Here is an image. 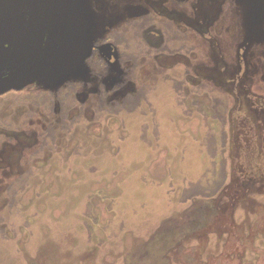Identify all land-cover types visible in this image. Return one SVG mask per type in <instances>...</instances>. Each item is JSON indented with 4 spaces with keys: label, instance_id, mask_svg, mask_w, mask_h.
I'll use <instances>...</instances> for the list:
<instances>
[{
    "label": "rangeland",
    "instance_id": "obj_1",
    "mask_svg": "<svg viewBox=\"0 0 264 264\" xmlns=\"http://www.w3.org/2000/svg\"><path fill=\"white\" fill-rule=\"evenodd\" d=\"M56 16L52 70L0 94V264H264V0Z\"/></svg>",
    "mask_w": 264,
    "mask_h": 264
},
{
    "label": "water",
    "instance_id": "obj_2",
    "mask_svg": "<svg viewBox=\"0 0 264 264\" xmlns=\"http://www.w3.org/2000/svg\"><path fill=\"white\" fill-rule=\"evenodd\" d=\"M10 1L12 0L1 2L0 28L16 37L22 18H19L18 12L12 10ZM62 1L19 0L27 9L28 33L22 46L0 52V94L35 84L52 70L59 51L66 42V36H63L58 24L60 20L56 16V8ZM8 65L14 69L3 75Z\"/></svg>",
    "mask_w": 264,
    "mask_h": 264
},
{
    "label": "flooded vegetation",
    "instance_id": "obj_3",
    "mask_svg": "<svg viewBox=\"0 0 264 264\" xmlns=\"http://www.w3.org/2000/svg\"><path fill=\"white\" fill-rule=\"evenodd\" d=\"M1 2H2V0H0V5H1ZM11 4H12V10H14L15 12H18L19 18H22V19H21L20 25H19L20 28L18 29L19 32H16L17 33L16 37H18V42H15V43L11 42L10 43V40L8 42L11 45H17L18 47L16 46L14 48H11L10 50L9 49L6 50L7 46L4 44L3 46H0V52H8V51H11L12 49L15 50V49L19 48L20 46H22L24 41H25L26 35L28 33V23L26 22V17H27L26 11H27V9L21 3H19V0H12V1H10V5ZM7 39H9V38H7ZM13 69H14V67H12L11 65H8L6 67V71L3 73V75L8 74Z\"/></svg>",
    "mask_w": 264,
    "mask_h": 264
},
{
    "label": "bare ground",
    "instance_id": "obj_4",
    "mask_svg": "<svg viewBox=\"0 0 264 264\" xmlns=\"http://www.w3.org/2000/svg\"><path fill=\"white\" fill-rule=\"evenodd\" d=\"M84 31H85V33H84V36H85V34H86V32H87V29H86V27H85V24H84ZM68 74V73H67Z\"/></svg>",
    "mask_w": 264,
    "mask_h": 264
},
{
    "label": "trees",
    "instance_id": "obj_5",
    "mask_svg": "<svg viewBox=\"0 0 264 264\" xmlns=\"http://www.w3.org/2000/svg\"><path fill=\"white\" fill-rule=\"evenodd\" d=\"M36 85V84H35Z\"/></svg>",
    "mask_w": 264,
    "mask_h": 264
}]
</instances>
